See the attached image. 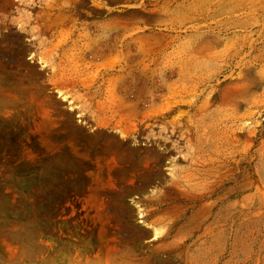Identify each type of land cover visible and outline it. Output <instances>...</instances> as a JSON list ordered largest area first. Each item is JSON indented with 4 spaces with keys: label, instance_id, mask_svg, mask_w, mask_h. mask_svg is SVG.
Returning a JSON list of instances; mask_svg holds the SVG:
<instances>
[{
    "label": "rangeland",
    "instance_id": "1",
    "mask_svg": "<svg viewBox=\"0 0 264 264\" xmlns=\"http://www.w3.org/2000/svg\"><path fill=\"white\" fill-rule=\"evenodd\" d=\"M0 264H264V0H0Z\"/></svg>",
    "mask_w": 264,
    "mask_h": 264
}]
</instances>
